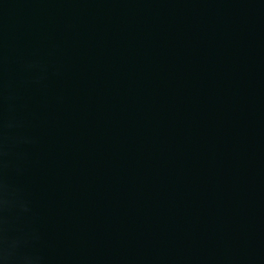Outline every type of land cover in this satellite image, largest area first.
<instances>
[{
	"label": "water",
	"instance_id": "95a60500",
	"mask_svg": "<svg viewBox=\"0 0 264 264\" xmlns=\"http://www.w3.org/2000/svg\"><path fill=\"white\" fill-rule=\"evenodd\" d=\"M0 264H264V0H0Z\"/></svg>",
	"mask_w": 264,
	"mask_h": 264
}]
</instances>
